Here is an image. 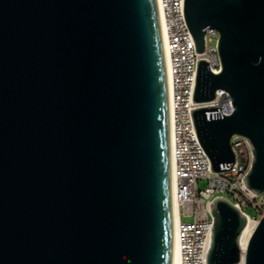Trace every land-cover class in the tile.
<instances>
[{
  "label": "water",
  "instance_id": "1",
  "mask_svg": "<svg viewBox=\"0 0 264 264\" xmlns=\"http://www.w3.org/2000/svg\"><path fill=\"white\" fill-rule=\"evenodd\" d=\"M197 64L191 111L213 172L264 192V0H183ZM207 264H241L246 218L213 202ZM169 80L156 0H0V264H173ZM243 264H264V216Z\"/></svg>",
  "mask_w": 264,
  "mask_h": 264
},
{
  "label": "built area",
  "instance_id": "2",
  "mask_svg": "<svg viewBox=\"0 0 264 264\" xmlns=\"http://www.w3.org/2000/svg\"><path fill=\"white\" fill-rule=\"evenodd\" d=\"M182 1L159 0L164 17V48L169 62L172 179L178 205L176 228L182 264H207L214 224L213 202L218 198L227 199L246 220L258 225L264 216V192L256 193L244 183L253 161L252 148L245 137H232L236 164L223 172L211 170L210 160L198 140L191 111L215 107L228 116L233 112V104L226 90H217L215 98L209 102L194 101L198 62L207 60L213 74L222 70L218 53L220 33L213 28L205 31V51L196 53L193 36L183 15ZM200 181L206 182L204 189L198 188ZM249 207L254 211L253 216L247 213ZM184 218L191 221L185 222Z\"/></svg>",
  "mask_w": 264,
  "mask_h": 264
},
{
  "label": "bare ground",
  "instance_id": "3",
  "mask_svg": "<svg viewBox=\"0 0 264 264\" xmlns=\"http://www.w3.org/2000/svg\"><path fill=\"white\" fill-rule=\"evenodd\" d=\"M158 3V17H159V22H160V27H161V36H162V44L164 48L165 44V34H164V17L163 13L159 7V0H156ZM164 56H165V61H166V67H167V73L169 72V62L167 60V55L165 52L164 48ZM168 80H169V74H168ZM170 117H171V109H170ZM170 133L172 134V127H171V119H170ZM172 184H173V208H174V232H173V254H174V263L173 264H182V257H181V247H180V241H179V236L177 233V228H176V217H177V201L174 193V181L172 179ZM257 224L254 223L253 221H246V225L239 237V245L240 249L242 251V261L241 264L244 262V257L245 253L248 248L249 241L257 228Z\"/></svg>",
  "mask_w": 264,
  "mask_h": 264
},
{
  "label": "rangeland",
  "instance_id": "4",
  "mask_svg": "<svg viewBox=\"0 0 264 264\" xmlns=\"http://www.w3.org/2000/svg\"><path fill=\"white\" fill-rule=\"evenodd\" d=\"M215 40H213V42H214ZM206 187V182L205 181H200L199 182V185H198V188L199 189H204ZM247 213L250 215V216H253L254 215V211L251 209V207H249L248 209H247ZM183 221H185V222H189V221H191V219L190 218H184L183 219Z\"/></svg>",
  "mask_w": 264,
  "mask_h": 264
}]
</instances>
